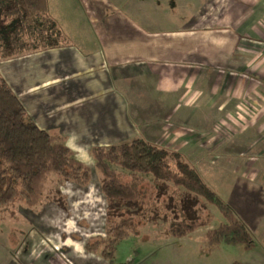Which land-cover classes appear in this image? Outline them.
Instances as JSON below:
<instances>
[{
  "label": "crops",
  "instance_id": "crops-1",
  "mask_svg": "<svg viewBox=\"0 0 264 264\" xmlns=\"http://www.w3.org/2000/svg\"><path fill=\"white\" fill-rule=\"evenodd\" d=\"M190 1L179 16L157 21L158 28L102 3L104 11L99 4L97 12L70 13L76 22H84L72 28L54 13L50 0L65 43L0 60V71L33 120L65 136L68 146L71 140L69 147L87 165L96 164L93 147L133 137L180 151L193 165L208 157L214 162L237 135L234 124L244 130L251 120L264 130V0ZM251 108L259 115H248ZM255 140L248 144L264 148V134ZM244 177L225 200L243 215L252 234L262 226L264 243V188L246 184L254 180ZM251 198L255 200L246 201ZM237 203L246 204L247 211L239 212ZM55 225L48 219L42 234L32 231L29 248L17 252L9 264H109V259L86 249L87 239L76 234L55 236ZM207 228L203 234L192 232L181 238L206 241ZM169 232L154 230L151 241L160 248L162 243L168 245L176 238ZM238 246L244 258L234 264H264L262 242L250 249L222 243L215 247L218 250L199 255L214 259L210 263L204 257V264H220L223 252ZM160 250L158 257H146L152 253L148 252L121 259L117 249L114 260L170 264L180 257L178 251ZM199 255L184 253L182 264H201L190 261Z\"/></svg>",
  "mask_w": 264,
  "mask_h": 264
},
{
  "label": "trees",
  "instance_id": "trees-1",
  "mask_svg": "<svg viewBox=\"0 0 264 264\" xmlns=\"http://www.w3.org/2000/svg\"><path fill=\"white\" fill-rule=\"evenodd\" d=\"M64 43L61 27L51 14L50 0H0V60ZM92 155L110 204L142 205V179L137 174H151L158 185L171 183L177 200L188 192L219 209L226 222L207 231L210 246L225 243L253 247V234L246 222L180 151L133 137L109 146H95ZM115 166L130 171L132 177L127 179V174ZM55 179L87 186L92 171L76 157L65 136L43 129L33 120L0 71V208L9 210L18 203L30 208L40 205ZM137 220L133 215H109L106 235L89 237L86 248L100 252L109 264H132L117 263L114 256L123 239L141 232ZM200 225L199 220L184 215L171 220L170 234L182 237Z\"/></svg>",
  "mask_w": 264,
  "mask_h": 264
},
{
  "label": "rangeland",
  "instance_id": "rangeland-1",
  "mask_svg": "<svg viewBox=\"0 0 264 264\" xmlns=\"http://www.w3.org/2000/svg\"><path fill=\"white\" fill-rule=\"evenodd\" d=\"M52 1L54 13L60 17L65 25L67 24V26L72 28H74L73 26L84 25V22H76L70 13H77L79 16H83L81 12L86 10H90L92 13L97 12L99 4V9L103 11L105 9L102 4L105 8H108V6L114 7L118 12L128 14L137 22H151V26L155 28H158L159 21L179 16L185 5L188 4V0H80L82 4H78L77 0L75 2L64 0L59 3L56 0ZM190 2L193 1L191 0ZM61 21L59 20L60 23ZM98 24L102 26L100 22H97L96 25L98 26ZM30 53L32 52L22 55ZM238 98L242 101L243 95L241 92H238ZM259 112L257 109L251 108L248 111V115L254 118L259 115ZM248 124V128L244 130H240L239 126L234 124L237 129V135L227 141L225 146L227 152L219 153L216 161L212 162L211 157H208L203 162L194 165L224 199L227 198V195L241 177L246 178L244 176L254 180L251 184L248 181L246 184H255L256 188L260 185L264 188V155L261 154L264 148L258 147L256 142L248 144L257 137L259 139L264 134V130L261 131L259 129L261 123L252 125L251 120H249ZM245 135L247 137H244ZM88 165L92 171V179L87 186H79L71 181L55 179L52 182L51 189H49L50 191H48L47 196L40 205L30 208L23 203H18L9 210L0 208V264H9V260L17 252L28 249V236L35 230L42 234L45 229V220L51 219L55 222V236L64 238V235L76 234L80 238L88 239L91 236L106 235L107 217L111 214H115L119 218L121 214L133 215L140 224V236L130 234L119 243L117 255L121 259L127 258L130 253H133V256H143L148 252L152 253H149L146 257H158L159 252H161L160 249L162 251L168 249L170 251H178L180 256L177 260L173 259L170 264H182L185 259L183 254L186 252H196V255H199V253L204 254L218 250L215 248L216 246H210L207 240L203 242L190 240L188 242L187 238L181 237L173 238L174 240L168 245L162 243L163 245L160 248L158 247L159 245L151 241L150 237L154 230L158 233H165V229H170L167 226V221L180 219L184 215L189 216L191 220L197 219L200 221L201 225L193 233L203 234L205 227H208V230L218 227L221 223L226 222V219L215 205L210 204L201 197L193 198L189 196L190 193L188 192H184L183 197H179L177 200L175 198L176 194L170 188L174 187L171 183L158 185L151 174L141 173L137 174V176L142 179L141 189L144 192V203L137 206L110 204L102 190L103 176L95 162L88 163ZM115 167L125 172L127 179L132 177L130 171L118 166ZM248 197L250 198V195ZM252 200L255 199L251 198L246 201L251 203L253 202ZM172 201H177V204L174 205L175 203ZM245 205L237 203L240 209L238 211L245 213L248 209ZM263 214L262 224L264 222ZM261 233L262 226L259 227L258 231L253 232V239L255 238L253 246L256 244L260 247L261 242L264 244L263 240L260 239ZM263 238L264 235L262 236ZM238 247L237 250H223V254L219 257L221 260L220 264L243 262V252L241 246ZM95 253L102 255L100 252ZM204 257L205 255L190 257V261H193V263L201 261V264H204ZM219 258L216 257L215 261H219ZM204 261L212 263L214 259L205 257Z\"/></svg>",
  "mask_w": 264,
  "mask_h": 264
},
{
  "label": "clouds",
  "instance_id": "clouds-1",
  "mask_svg": "<svg viewBox=\"0 0 264 264\" xmlns=\"http://www.w3.org/2000/svg\"><path fill=\"white\" fill-rule=\"evenodd\" d=\"M71 144H72V141H71V140H69V146H71Z\"/></svg>",
  "mask_w": 264,
  "mask_h": 264
}]
</instances>
